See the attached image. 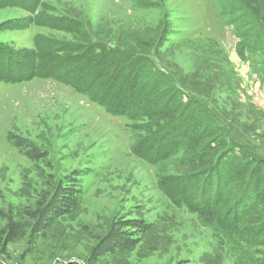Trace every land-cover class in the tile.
Here are the masks:
<instances>
[{
	"label": "rangeland",
	"instance_id": "374dc122",
	"mask_svg": "<svg viewBox=\"0 0 264 264\" xmlns=\"http://www.w3.org/2000/svg\"><path fill=\"white\" fill-rule=\"evenodd\" d=\"M26 1L34 13L0 5V51L21 59L48 40L63 57L103 45L129 67L125 77L144 64L142 85L160 91L148 114L129 119L68 80L0 81V230L8 217L24 225L8 263L264 264V0ZM179 128L171 157L137 151L142 135L173 139ZM176 184L199 198L207 187L223 193L240 219L235 234L179 207ZM58 191L34 235L28 212Z\"/></svg>",
	"mask_w": 264,
	"mask_h": 264
},
{
	"label": "trees",
	"instance_id": "16d2710c",
	"mask_svg": "<svg viewBox=\"0 0 264 264\" xmlns=\"http://www.w3.org/2000/svg\"><path fill=\"white\" fill-rule=\"evenodd\" d=\"M26 2V0H0V5H15L25 9L32 8L34 13L37 4L28 6ZM55 20L59 21V19ZM32 21L38 24L44 23L37 14H35L34 18L32 17ZM23 26H27V24H23ZM7 52L0 51V81L16 83L26 81L35 76L55 78L62 82H67L68 80V83L73 84L77 91H91L93 101L101 106H106L111 116H126L130 119L132 116L135 118V115L137 117L139 112L148 114L149 109L158 99V94L154 96L155 93L160 91L159 82L157 81L154 83L146 81L144 86L147 88V92L145 94H138L142 88H145L142 85L143 81H140V79H146V76L150 74L148 71H145L144 64H138L139 69H133L128 77H125L124 74L129 67L123 62L120 65V62L118 63L115 60L114 53L107 50V47L103 45L92 44L87 51H85V47L77 46L72 48V53L77 52V54L59 57L58 55H54V52H58L56 45L51 44V41L44 40L38 44L35 50H29L28 55L23 56L21 59H16L11 53L8 54ZM119 80H124V82H120ZM186 101H188V98ZM183 105H186V103ZM171 124L167 123V125ZM189 124L193 127V123ZM186 126L185 124V128ZM180 132H183L182 128L175 130L173 139L160 140L156 138L155 141L144 138L142 135L137 151L144 158L154 155L159 160L167 159L171 157V152L169 153L168 151L170 147L172 148H170L171 151H174L183 145L184 137L181 136L183 134H180ZM17 140L19 141V139ZM20 140H22L24 147L32 146L34 152H39L38 146L35 144L28 140ZM229 165V163H225L226 167ZM174 187L170 190L171 192H179V194H176L178 197L175 199V203L179 207H184L196 213L207 225H216L217 232L223 235L232 237L235 234L237 230L236 224L240 222V219L236 218L234 220L230 218L232 215L230 212H234L230 208L226 210L224 206L225 200L221 201L223 193L213 192L211 187H207L203 192L209 194V196H201L202 198H199L189 195L186 190L179 189V184L174 185ZM225 187L229 188V185ZM59 192L45 207H39L28 212L29 217L35 221L32 224L34 235L39 234L43 230L51 214L57 211L56 197L59 195ZM251 195V193L249 196L245 193L243 197L246 199L241 204L246 205L247 200H251ZM261 195L262 193L256 194V198L253 201L260 199ZM23 228V224L16 221L13 217H8L6 226L0 230V264H9L7 258L8 245L21 235ZM108 242H102V244L100 243V245L92 249L94 259L111 247ZM48 264L78 263L62 261L57 263L48 262Z\"/></svg>",
	"mask_w": 264,
	"mask_h": 264
}]
</instances>
